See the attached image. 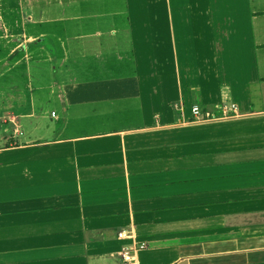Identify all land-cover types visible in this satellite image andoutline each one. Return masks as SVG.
<instances>
[{"label":"crops","instance_id":"crops-1","mask_svg":"<svg viewBox=\"0 0 264 264\" xmlns=\"http://www.w3.org/2000/svg\"><path fill=\"white\" fill-rule=\"evenodd\" d=\"M42 1L18 6L51 42L25 65L44 93L0 86V264H122L134 243L136 264H264V0H159L156 48L96 0ZM53 4L102 26L43 30L67 21Z\"/></svg>","mask_w":264,"mask_h":264},{"label":"rangeland","instance_id":"rangeland-1","mask_svg":"<svg viewBox=\"0 0 264 264\" xmlns=\"http://www.w3.org/2000/svg\"><path fill=\"white\" fill-rule=\"evenodd\" d=\"M21 3H24V0H20ZM89 2V0H87ZM159 0H96L93 1L95 4L101 3L102 13L109 14V17L103 19L105 23L113 24L117 23L119 26H122V29L119 31L117 38L124 37L127 38L128 35L130 38V28L129 34H127V27L125 21L127 20L126 16L129 14V22L131 27V31L139 30V28L144 24L147 25V35L144 34L147 38H142L141 35L134 36L135 41L139 43V45L150 43L151 47L156 48L157 39H158V31H157V13L156 10ZM26 3L33 2L34 5L39 6L40 8L45 7V4L42 0H25ZM78 3H85L84 0H76ZM173 2V0H171ZM86 4V3H85ZM19 5V0H0V6L5 9L3 13H8L4 16L9 18L5 23L0 18V67L12 66L13 63L21 59L20 65L21 67L16 68L12 72L5 74L0 79V86L4 88V92L7 93L8 101L12 102L13 100H17L19 98H23L25 100H30L32 98L38 99L39 96L43 95L44 91L38 90V84L42 82V84H46L47 76L37 70L33 69V72L30 75V68H25V65L30 60L32 54L36 57H41V55H46L47 44L51 45L49 39H44L45 35H35L33 32L36 28L30 26L32 13H30L29 7L24 6L25 9H22ZM80 4H77V6ZM86 5H94V4H86ZM13 9V10H12ZM60 8L57 7L56 4L50 6V8L42 9L40 13H43L44 10H47L46 18L56 19L63 15V17L67 20L66 15L68 14H83V10L81 8L76 7L71 11H61ZM82 10V11H81ZM129 10V11H128ZM61 11V12H59ZM9 12L11 13L9 16ZM97 12V10H96ZM1 14V12H0ZM89 14V13H87ZM112 14V16H110ZM65 15V16H64ZM113 15H116L114 17ZM49 16V17H48ZM48 23V21H47ZM102 26L100 24H96L94 21L91 23H87L84 20H76L71 17L70 20L61 22L56 20L55 22L44 25L43 30L50 29L53 32H57L63 28H67L68 36H73L75 32L81 26L79 31L80 34L92 32L97 29V26ZM108 27H104L103 29H107ZM62 33H60L61 35ZM104 38V37H102ZM46 41V42H45ZM54 41V40H51ZM84 41V39H83ZM147 41V42H144ZM45 42V43H44ZM47 43V44H46ZM131 45V42H130ZM53 48V47H52ZM132 48V45H131ZM134 49V48H133ZM146 52V53H145ZM145 52L143 55H150L145 48ZM152 56V51H150ZM6 61V62H4ZM78 60H76L77 62ZM4 62V63H3ZM143 66L147 68H151L153 70L157 66V59L146 58L143 62ZM153 77L155 75H152ZM18 85V86H17ZM16 89L20 90L21 96L18 97L14 95V91ZM33 90L35 91L33 93ZM38 91V92H37ZM47 96V94H46ZM45 103L46 101H42ZM38 106L40 107V102H38ZM10 104V103H9ZM9 107V106H8ZM1 134L2 131H0ZM3 136V135H2Z\"/></svg>","mask_w":264,"mask_h":264},{"label":"built area","instance_id":"built-area-1","mask_svg":"<svg viewBox=\"0 0 264 264\" xmlns=\"http://www.w3.org/2000/svg\"><path fill=\"white\" fill-rule=\"evenodd\" d=\"M223 116L236 115L238 113V108L235 104H231L230 107L223 106L221 108ZM192 114L194 119H201L202 113L197 105L192 107ZM205 119L213 118L212 114L209 112L204 114ZM127 238L126 232L123 230L118 233V239L125 240ZM145 245L143 243H134L132 247L124 246L120 251L119 255L121 257L122 264H136L135 256L138 251L143 250Z\"/></svg>","mask_w":264,"mask_h":264}]
</instances>
